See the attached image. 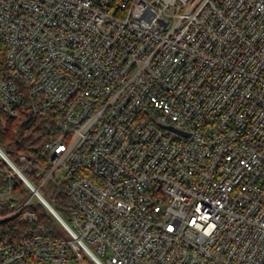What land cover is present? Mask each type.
<instances>
[{
    "label": "built area",
    "instance_id": "obj_1",
    "mask_svg": "<svg viewBox=\"0 0 264 264\" xmlns=\"http://www.w3.org/2000/svg\"><path fill=\"white\" fill-rule=\"evenodd\" d=\"M51 110L19 158L68 178V236L0 264H264V0H0L3 130ZM0 156V220L35 224Z\"/></svg>",
    "mask_w": 264,
    "mask_h": 264
},
{
    "label": "trees",
    "instance_id": "obj_2",
    "mask_svg": "<svg viewBox=\"0 0 264 264\" xmlns=\"http://www.w3.org/2000/svg\"><path fill=\"white\" fill-rule=\"evenodd\" d=\"M3 122L4 116L0 112V146L19 167L23 168L27 177L39 187L42 195L54 208L69 220V215L75 210V207L67 193L68 178L53 177L42 183L45 175L39 177L37 166L39 163L45 162L46 157L40 156L41 162L37 163L35 167L28 168H24L25 164L19 158L21 154L29 157L39 155L47 135L56 129L57 113L51 110L46 116H41L26 111L19 118H7L5 130H3ZM0 158V167L6 166L7 163L1 156ZM23 186L27 189L26 194ZM16 188L21 190L24 197H29L32 194L20 178L19 181H16ZM34 198L29 207L38 213V221L32 224L21 220L18 215L0 220V242L17 243L22 236L32 232H41L44 236L53 239L68 236L67 230L58 218L41 200L37 197L34 200ZM86 259L90 264H97L90 258Z\"/></svg>",
    "mask_w": 264,
    "mask_h": 264
},
{
    "label": "water",
    "instance_id": "obj_3",
    "mask_svg": "<svg viewBox=\"0 0 264 264\" xmlns=\"http://www.w3.org/2000/svg\"><path fill=\"white\" fill-rule=\"evenodd\" d=\"M170 129H173L172 126H169ZM38 191V197L43 201V203L49 208V210L58 218V220L64 224L65 220L61 216V214L54 208V206L42 195V193Z\"/></svg>",
    "mask_w": 264,
    "mask_h": 264
},
{
    "label": "rangeland",
    "instance_id": "obj_4",
    "mask_svg": "<svg viewBox=\"0 0 264 264\" xmlns=\"http://www.w3.org/2000/svg\"><path fill=\"white\" fill-rule=\"evenodd\" d=\"M0 160H1V158H0ZM15 180L16 181H19V178L18 177H15ZM23 189H24V191H25V194L27 193V189H26V187L25 186H23L22 187ZM36 199V197L34 198V200ZM87 258H89V257H87ZM32 264H52L50 261H40V262H38V263H32ZM69 264H77L75 261H71ZM84 264H90V262H89V260L88 259H86L85 261H84Z\"/></svg>",
    "mask_w": 264,
    "mask_h": 264
}]
</instances>
